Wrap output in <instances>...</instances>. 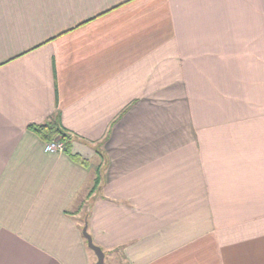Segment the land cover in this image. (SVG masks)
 <instances>
[{
  "label": "crops",
  "instance_id": "crops-1",
  "mask_svg": "<svg viewBox=\"0 0 264 264\" xmlns=\"http://www.w3.org/2000/svg\"><path fill=\"white\" fill-rule=\"evenodd\" d=\"M86 219L104 264H264V0H0V264H94Z\"/></svg>",
  "mask_w": 264,
  "mask_h": 264
},
{
  "label": "trees",
  "instance_id": "trees-1",
  "mask_svg": "<svg viewBox=\"0 0 264 264\" xmlns=\"http://www.w3.org/2000/svg\"><path fill=\"white\" fill-rule=\"evenodd\" d=\"M30 128L34 131H36L39 135L43 137V139L46 142H50L56 138H60L62 141L65 142L66 149L69 151L71 147V134L65 130L60 123V112H58L57 116L54 118H51L49 121L42 123V124H32L30 125ZM74 158H76L79 161H82L86 163V160L81 158L79 155L72 154ZM101 182V172H98V176L95 179V184L93 188L91 189L88 198H90L98 189ZM89 215V212H87ZM87 215V218H88ZM88 220H85V223Z\"/></svg>",
  "mask_w": 264,
  "mask_h": 264
},
{
  "label": "water",
  "instance_id": "water-1",
  "mask_svg": "<svg viewBox=\"0 0 264 264\" xmlns=\"http://www.w3.org/2000/svg\"><path fill=\"white\" fill-rule=\"evenodd\" d=\"M83 233H84L85 238L87 239L89 248H91L97 256V260L94 264H104L106 254H105L103 248L94 242L92 235L88 231L87 222L84 225Z\"/></svg>",
  "mask_w": 264,
  "mask_h": 264
},
{
  "label": "built area",
  "instance_id": "built-area-1",
  "mask_svg": "<svg viewBox=\"0 0 264 264\" xmlns=\"http://www.w3.org/2000/svg\"><path fill=\"white\" fill-rule=\"evenodd\" d=\"M66 149L65 142L60 138H56L45 145V150L50 152L64 151Z\"/></svg>",
  "mask_w": 264,
  "mask_h": 264
},
{
  "label": "rangeland",
  "instance_id": "rangeland-1",
  "mask_svg": "<svg viewBox=\"0 0 264 264\" xmlns=\"http://www.w3.org/2000/svg\"><path fill=\"white\" fill-rule=\"evenodd\" d=\"M83 207H84V206H83ZM81 209H84V208L81 207ZM85 212H86V208H85V211H83V214H85Z\"/></svg>",
  "mask_w": 264,
  "mask_h": 264
}]
</instances>
